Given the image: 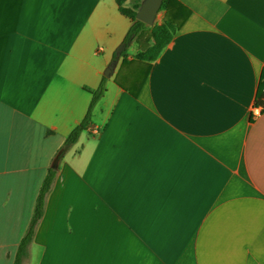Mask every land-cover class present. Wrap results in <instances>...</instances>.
Listing matches in <instances>:
<instances>
[{"label":"crops","instance_id":"0c3cea01","mask_svg":"<svg viewBox=\"0 0 264 264\" xmlns=\"http://www.w3.org/2000/svg\"><path fill=\"white\" fill-rule=\"evenodd\" d=\"M176 1L160 54L146 28L107 77L117 0H0V264L52 166L24 264H264V0Z\"/></svg>","mask_w":264,"mask_h":264},{"label":"trees","instance_id":"16d2710c","mask_svg":"<svg viewBox=\"0 0 264 264\" xmlns=\"http://www.w3.org/2000/svg\"><path fill=\"white\" fill-rule=\"evenodd\" d=\"M117 2L119 5L120 12L128 16L131 20V24L122 40V44L124 45V47L128 46V44L131 41H133L137 37V35H139L144 29L150 28V36L152 38V43L144 50L138 51L135 56L138 59H144V60L155 59L163 50V48L166 46V44L171 40L172 35L178 26V23L175 20L177 17L176 15L178 13L176 14L175 8L178 7V10L179 9L181 10L183 9L182 5L176 0H162L159 10H165L166 17L161 22L154 23L153 25L148 26L144 22L138 20L135 17V12L139 4L135 5L132 8H129L123 6L122 3L123 0H117ZM121 55H123L122 52ZM262 77L263 78L260 84V88L264 84V76ZM104 81H105V77L102 76L101 82L97 87V89L91 92L92 97L88 105L85 116L77 125H75L72 128V130L66 136L63 145L60 147V149L56 154L55 157L56 160L59 159L67 151V149L73 143L76 142L80 132L88 127L91 118L92 108L96 103V101L104 92ZM257 104H260L264 107V102L261 101V95H258ZM55 175H56V168L54 166L49 167L39 187L34 203L33 212L30 217L27 228L17 244L16 252L12 264H24V261L29 256V245L30 242L32 241L36 225L38 224L43 214L46 194L50 190Z\"/></svg>","mask_w":264,"mask_h":264},{"label":"water","instance_id":"95a60500","mask_svg":"<svg viewBox=\"0 0 264 264\" xmlns=\"http://www.w3.org/2000/svg\"><path fill=\"white\" fill-rule=\"evenodd\" d=\"M162 0H142L139 7L135 12V17L144 22L146 25H153L156 19V15L161 6ZM124 48V45H120L116 52L115 58L110 61L106 69L104 70L105 76H110L118 57L120 56V51Z\"/></svg>","mask_w":264,"mask_h":264},{"label":"built area","instance_id":"2783aa9c","mask_svg":"<svg viewBox=\"0 0 264 264\" xmlns=\"http://www.w3.org/2000/svg\"><path fill=\"white\" fill-rule=\"evenodd\" d=\"M261 101L264 102V86L262 87V91H261ZM262 110H263L262 105L254 104L252 106L251 116L256 117L257 115H259L261 113Z\"/></svg>","mask_w":264,"mask_h":264}]
</instances>
